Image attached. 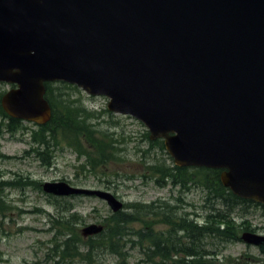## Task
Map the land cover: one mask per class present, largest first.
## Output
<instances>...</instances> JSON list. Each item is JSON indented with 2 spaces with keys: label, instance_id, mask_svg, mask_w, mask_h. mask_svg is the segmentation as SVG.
Listing matches in <instances>:
<instances>
[{
  "label": "water",
  "instance_id": "water-1",
  "mask_svg": "<svg viewBox=\"0 0 264 264\" xmlns=\"http://www.w3.org/2000/svg\"><path fill=\"white\" fill-rule=\"evenodd\" d=\"M56 81L106 97L108 111L162 139L176 166L220 169L224 187L264 205V0H0L3 111L45 124L44 84ZM42 189L124 205L63 180ZM240 238L264 245L262 234Z\"/></svg>",
  "mask_w": 264,
  "mask_h": 264
},
{
  "label": "rangeland",
  "instance_id": "rangeland-1",
  "mask_svg": "<svg viewBox=\"0 0 264 264\" xmlns=\"http://www.w3.org/2000/svg\"><path fill=\"white\" fill-rule=\"evenodd\" d=\"M9 86L0 83V93L6 91ZM59 87L63 97L76 101L77 106L81 105L94 113L91 122L96 124L97 129L104 132L108 138L121 141V147L124 149L122 157L109 161L105 166H99L94 172H89L84 163L85 156L79 155L74 147L58 138V145L52 147L50 162H42L30 151L36 147V144L31 142L30 131L37 129V125L23 121V127L12 134L6 131L4 119L0 118V155H4L0 156V179L13 180L21 175L28 180H36L40 185V189L30 185L11 186L2 193L4 203L0 200V264H49L47 249L52 245L49 241L55 232L54 222H49V214L55 213L56 208L49 200V195L42 189L44 182L63 180L73 186L109 190L124 204L142 202L155 208L157 201H168L176 206L177 214L179 209L180 214L199 222L212 211L213 200L207 197V191L202 188L195 186L179 192L178 187H160L154 178H148L149 171L145 166L148 162L171 164L173 160L165 149L158 145L150 146V140L145 136L149 133L142 122L130 115L108 111V99L104 96L88 95L78 87ZM80 145L85 151L89 149L84 142H80ZM145 174L146 177L143 176ZM131 176L133 178H128ZM107 178L114 182L106 183L104 180ZM178 197L182 199L180 203ZM66 200L74 205L69 213L77 214L74 230L81 239L86 238L81 234L84 226L91 223L103 224L102 219L113 213L105 201L96 197H68ZM217 207L222 205L218 204ZM123 209L129 211V207ZM232 215L235 217V223L244 221L249 228L241 231L239 236L245 231L264 235V208L261 205L250 202L237 204L232 209ZM142 217L143 222H132L128 227L134 230L151 228L153 231L166 228V224L149 213ZM209 241L205 248L208 251H219L217 257L220 264H264L260 246L242 240ZM142 255L138 248H133L128 251L125 263L144 264ZM69 264H119V258L109 252L98 251L91 262L77 257Z\"/></svg>",
  "mask_w": 264,
  "mask_h": 264
},
{
  "label": "trees",
  "instance_id": "trees-1",
  "mask_svg": "<svg viewBox=\"0 0 264 264\" xmlns=\"http://www.w3.org/2000/svg\"><path fill=\"white\" fill-rule=\"evenodd\" d=\"M44 85L45 98L52 109L51 117L47 123L38 125L37 129L30 131L31 142L36 144L30 151H33L42 162L48 163L52 156V147L58 145L60 138L70 147H74L79 155L85 156L84 163L89 172H94L99 166H105L111 160L121 159L124 150L121 141L108 138L104 132L97 129L96 124L91 122L94 113L81 105L77 106L76 101L63 97L59 87L76 86L60 81L46 82ZM0 118L4 119L6 131L9 133L13 134L23 127V121L9 117L1 104ZM145 136L148 138V135ZM80 142H84L89 149L83 150ZM151 145H158L164 149L161 139L150 141ZM156 162H148L145 166L149 171L148 178H154L158 186L178 187L179 192L196 186L207 191L206 195L213 203L212 211L207 213L204 220L199 222L197 219L189 218L185 214H180L179 209L177 214L176 206L168 201H157L155 208L146 203L133 202L125 204L129 211L111 213L102 219L104 227L101 232L81 239L74 230L77 214L69 213L74 207L73 203L66 202L67 198L49 195L56 212L49 214V222H54L55 232L49 241L52 245L47 249V262L69 264L77 257L91 262L98 251H106L117 256L119 264H126L128 251L138 248L143 253L144 264H220L217 257L219 251L217 249L208 251L205 248L210 243L209 239H216L217 242L240 241L239 233L249 228L244 221L235 223L232 209L237 204L255 202L241 199L224 187L219 178L220 169L180 167L173 162L171 164ZM104 181L108 184L114 182L108 178ZM24 185L40 189L39 182L28 180L21 175L13 180L0 179L1 203L2 193L7 187ZM177 200L178 203L182 201L181 197ZM218 204L222 207H217ZM148 213L166 224V228L153 231L151 228L142 227L140 230H134L128 227L132 222H143L142 216ZM260 251L264 255V245L260 246Z\"/></svg>",
  "mask_w": 264,
  "mask_h": 264
},
{
  "label": "flooded vegetation",
  "instance_id": "flooded-vegetation-1",
  "mask_svg": "<svg viewBox=\"0 0 264 264\" xmlns=\"http://www.w3.org/2000/svg\"><path fill=\"white\" fill-rule=\"evenodd\" d=\"M82 196H83V195H73V196H68V197H70V198H72V197H73V198L76 197V198H77V197H82ZM68 197H67V198H68Z\"/></svg>",
  "mask_w": 264,
  "mask_h": 264
}]
</instances>
